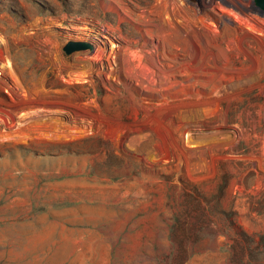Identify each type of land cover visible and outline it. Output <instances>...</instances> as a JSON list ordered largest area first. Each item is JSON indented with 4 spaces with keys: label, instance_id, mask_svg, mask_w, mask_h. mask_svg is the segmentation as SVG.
<instances>
[{
    "label": "rangeland",
    "instance_id": "374dc122",
    "mask_svg": "<svg viewBox=\"0 0 264 264\" xmlns=\"http://www.w3.org/2000/svg\"><path fill=\"white\" fill-rule=\"evenodd\" d=\"M157 1L0 0V264H264V13ZM154 35L165 96L122 59Z\"/></svg>",
    "mask_w": 264,
    "mask_h": 264
},
{
    "label": "bare ground",
    "instance_id": "6f19581e",
    "mask_svg": "<svg viewBox=\"0 0 264 264\" xmlns=\"http://www.w3.org/2000/svg\"><path fill=\"white\" fill-rule=\"evenodd\" d=\"M127 1L128 0H110V4L111 6L115 7L117 10L122 11L123 12L122 15L124 17L125 16L132 17L133 14L129 10ZM236 1H241V0H203L202 9L204 10V12L212 14L217 24L221 23L222 20L224 19H228L231 21L232 14L237 16L236 11L240 10L239 6L245 8L246 10H255V11L259 10L253 4L251 5L250 1L247 2L246 4L243 2L237 4ZM213 3H217L218 6L220 5L221 12L219 13L212 12V10H214ZM230 7H232L233 10L230 9ZM162 9H166L170 13V16L173 20V26H174V28L172 27L173 31L178 35L182 31V25L180 21L181 22L186 21L187 23L191 24L190 17L193 16V13L190 10L189 6L183 2V0H158L152 6L151 11L148 10L144 11V15L140 20L139 28L147 32H152L153 30H155L158 27L156 23V19H157L156 16L161 12ZM200 27L204 31V33L205 32L208 34L212 33L210 29H209L210 31H208L207 29H205V27H202L201 25ZM235 28L237 30H244L243 28H240L238 26H236ZM221 31L222 30L219 29L218 32L221 33ZM215 34L217 35V33ZM142 51L144 53L138 49H132L131 51H128L127 53L122 55L123 62L130 69V74L132 79L145 83L149 87L158 90L163 96L168 95L169 93L172 92V91L170 92L172 86L177 84L179 79L177 80V77L174 75L175 70L168 68L167 63H165V59L172 60L173 62L176 63L180 60L181 55L177 51L165 52L163 50V45L161 40L155 35L152 36V38L149 40V43H147L145 47L142 48ZM147 57H149L150 59L152 58V60L163 70V72H165L164 76H161L159 74V72L147 60ZM160 57H162V59ZM136 59L137 62L135 61Z\"/></svg>",
    "mask_w": 264,
    "mask_h": 264
},
{
    "label": "water",
    "instance_id": "95a60500",
    "mask_svg": "<svg viewBox=\"0 0 264 264\" xmlns=\"http://www.w3.org/2000/svg\"><path fill=\"white\" fill-rule=\"evenodd\" d=\"M252 3L259 9L260 13H264V0H253ZM93 49L94 46L91 43L74 39L67 40L62 46V51L67 55L77 51H85L87 54H90Z\"/></svg>",
    "mask_w": 264,
    "mask_h": 264
}]
</instances>
